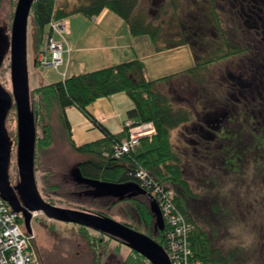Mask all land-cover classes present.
Returning <instances> with one entry per match:
<instances>
[{"label":"trees","instance_id":"trees-1","mask_svg":"<svg viewBox=\"0 0 264 264\" xmlns=\"http://www.w3.org/2000/svg\"><path fill=\"white\" fill-rule=\"evenodd\" d=\"M105 9L126 22L131 36H148L157 50L189 46L195 63L150 80L145 77L143 63L135 58L30 89L36 131L34 174L36 183L38 179L41 184V197L59 208L73 210L74 203H81L96 207L91 214L116 215L120 221H115L166 249L168 227L165 222L162 229L156 225L153 207H159V198L151 192L154 187L170 191L174 205L191 223L190 261L234 264L236 250L223 253L213 246L215 225L209 226V234L195 220L200 219L203 208H210L208 220L222 223L230 217L228 207L233 204L238 209L246 202L264 207V0H76L73 5L69 0H33L28 23L35 64L50 23L72 14L92 19ZM165 15H169L170 26L177 22L176 30L162 27L159 19ZM3 63L8 73V55ZM181 78L192 83L193 102L178 98L175 103L170 92L165 94L158 88ZM121 93L132 102L126 122L133 127L151 125L150 136L140 137L133 150L116 156L115 147L128 137V128L124 123L114 134L98 123L102 137L77 144L66 109L74 106L89 116L87 108L97 99ZM12 110L15 112L14 105ZM55 116L63 124L69 146L92 156L78 165L79 177L140 186L135 174L142 171L152 181L151 188L142 187L145 192L138 196L112 198L105 191L103 197L93 195L87 186L75 182L77 190L88 192L75 199L55 179L52 181L53 171L44 169L39 161L41 152L52 146ZM192 166L198 174L190 170ZM14 169L10 179L17 181L16 165ZM201 171L205 173L201 183L218 188L214 194L190 183L188 176L201 178ZM77 228V239L68 243L76 250L84 249V264H151L130 249L121 255L125 246L121 241ZM32 243L39 263L45 264L35 240ZM72 253L69 250L70 256Z\"/></svg>","mask_w":264,"mask_h":264},{"label":"rangeland","instance_id":"rangeland-1","mask_svg":"<svg viewBox=\"0 0 264 264\" xmlns=\"http://www.w3.org/2000/svg\"><path fill=\"white\" fill-rule=\"evenodd\" d=\"M75 1L69 0V3L73 5ZM15 4L16 0H0V27L8 35ZM144 7H146L145 4ZM151 13L155 14L156 12L153 10ZM159 21H163L162 27L173 31L176 30L175 25L177 22L174 20L170 26L169 15L162 16ZM62 22H64L65 31L61 35L55 34L54 38L62 44L64 50L63 63L56 68L42 67L35 64L28 23L26 61L29 90L48 83L61 81L64 77L89 72L108 66V64H118L135 58L142 61L145 77L150 80H156L190 68L195 63L189 46L157 50L156 45L148 36H131L126 22L107 9L92 19L80 14H72L67 16ZM107 61L108 63H106ZM2 67L0 83L8 92H11L9 70L7 73L4 63ZM158 88L165 94L170 92L172 101L175 103L179 100L178 98L187 99L189 102L195 100L192 83L186 78H181L178 81L173 80L158 86ZM181 104H184V102ZM131 106L132 102L129 97L121 93L109 98L97 99L87 108L89 116L80 112L74 106L67 108L66 115L71 126L73 140L77 144H83L101 138L102 131L98 123L114 134L119 133L122 130L123 122L127 119L126 112ZM5 126L13 143L9 180L11 185L15 186L18 183V178L17 181L15 178L14 180L10 179L15 172L14 168L16 165V115L14 110L8 113ZM176 132L174 131L173 135ZM52 138V146L41 152L39 161H41L40 163L44 169L49 168L53 171L52 181L55 179L69 194L75 195V199L78 200L80 195L88 194L84 189L82 191L77 190L78 188L74 184L80 176L78 165L81 162L90 160L92 156L78 153L69 146L67 133L58 116H55L52 121ZM190 170L198 174L196 166H192ZM217 173L221 175L219 172ZM204 175L205 173L201 171V178L198 176L196 179L193 175L188 177L192 185H201L206 191L211 189V193L214 194L218 190L216 185L214 186L209 181L211 186L206 187L201 183ZM37 182L36 186L38 189L41 184L38 179ZM228 186L227 184L226 187ZM86 189L93 195L100 197L105 195L103 191L90 187ZM101 200L105 201L104 199ZM71 207L75 208L73 210L88 213L95 211L96 208L89 204L81 203H74ZM231 207H233L234 211ZM228 208L231 210V215L225 222L213 221L212 218L208 220L211 217L208 216L210 208H203L200 213L202 216L195 221L201 222L202 227L206 231L209 230V234L211 232L209 226L215 225L213 231L217 236L213 239V246L219 248L223 253L236 250L234 264H264V207L257 208L246 202L240 209L235 204ZM110 217L120 221V218L116 215L111 214ZM21 224L23 225V218ZM77 226L55 221L42 213H37L32 217L30 221L31 234L33 235L32 242L35 240L42 256L45 257V264H77V262L84 264L85 260L87 261L84 257L85 251L83 248L78 247L76 250L71 246L72 244L68 243L77 239ZM128 249V247L122 246L121 255H125ZM69 250L73 252L72 256H70Z\"/></svg>","mask_w":264,"mask_h":264},{"label":"water","instance_id":"water-1","mask_svg":"<svg viewBox=\"0 0 264 264\" xmlns=\"http://www.w3.org/2000/svg\"><path fill=\"white\" fill-rule=\"evenodd\" d=\"M33 0H16L9 35L0 27V68L9 57L11 92L0 83V198L9 208L20 213L24 228L31 234L32 214L40 212L55 221L82 226L121 241L151 264H171L164 248L152 239L105 216L79 210L65 209L47 203L40 195L34 174L35 124L30 108L28 73L26 61L27 26ZM14 105L16 115V168L18 184L9 180L12 141L5 122ZM76 182L98 191H105L112 198L138 196L145 191L135 182L126 184L107 183L84 177ZM158 229L163 219L158 206L153 207Z\"/></svg>","mask_w":264,"mask_h":264},{"label":"built area","instance_id":"built-area-1","mask_svg":"<svg viewBox=\"0 0 264 264\" xmlns=\"http://www.w3.org/2000/svg\"><path fill=\"white\" fill-rule=\"evenodd\" d=\"M63 32L62 21L47 26L41 51L36 58L39 66L56 68L63 63L62 44L54 38L55 34L61 35ZM130 126L127 123L128 137L115 147L116 156L133 150L140 137L150 135L153 131L151 125ZM135 178L141 187L151 188L152 181L146 173L138 171ZM151 193L158 195L160 213L168 227L165 251L171 264H198L190 261L192 254L188 234L191 223L174 205L172 192L154 187ZM36 214L33 213L32 217ZM21 220V214L13 212L0 198V264H40L32 244L33 235L25 231Z\"/></svg>","mask_w":264,"mask_h":264},{"label":"crops","instance_id":"crops-1","mask_svg":"<svg viewBox=\"0 0 264 264\" xmlns=\"http://www.w3.org/2000/svg\"><path fill=\"white\" fill-rule=\"evenodd\" d=\"M110 59V58H109ZM109 59H108V61H109ZM120 59V58H119ZM108 61L106 62V63H108ZM142 62V61H141ZM120 63H122V62H120ZM117 64V63H116ZM108 65H113V64H108ZM126 122V120L123 122V124Z\"/></svg>","mask_w":264,"mask_h":264},{"label":"flooded vegetation","instance_id":"flooded-vegetation-1","mask_svg":"<svg viewBox=\"0 0 264 264\" xmlns=\"http://www.w3.org/2000/svg\"><path fill=\"white\" fill-rule=\"evenodd\" d=\"M18 184V183H17Z\"/></svg>","mask_w":264,"mask_h":264}]
</instances>
